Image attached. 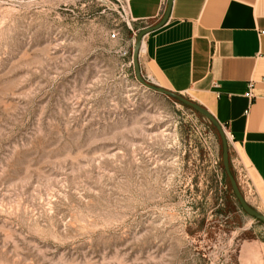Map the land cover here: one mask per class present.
<instances>
[{"label": "rangeland", "instance_id": "rangeland-1", "mask_svg": "<svg viewBox=\"0 0 264 264\" xmlns=\"http://www.w3.org/2000/svg\"><path fill=\"white\" fill-rule=\"evenodd\" d=\"M141 30L126 0H0V264H264L213 123L136 78Z\"/></svg>", "mask_w": 264, "mask_h": 264}, {"label": "crops", "instance_id": "crops-1", "mask_svg": "<svg viewBox=\"0 0 264 264\" xmlns=\"http://www.w3.org/2000/svg\"><path fill=\"white\" fill-rule=\"evenodd\" d=\"M167 5L126 0L140 29L158 24ZM138 60L151 83L187 94L232 133V167L264 214V0H172L165 24L143 36Z\"/></svg>", "mask_w": 264, "mask_h": 264}, {"label": "water", "instance_id": "water-1", "mask_svg": "<svg viewBox=\"0 0 264 264\" xmlns=\"http://www.w3.org/2000/svg\"><path fill=\"white\" fill-rule=\"evenodd\" d=\"M171 2L172 0H168V5H167V9L165 11V14L164 16L162 17V19L160 20V22L158 24H156L154 27L152 28H146V29H142L138 35H137V42H136V46H135V49L133 51V55H132V63H133V68H134V71H135V75H136V78L141 82L143 83L144 85L148 86L149 88L151 89H154L156 91H160L162 93H165V94H168V95H171L175 98H178V99H181L183 102H185L186 104H189L191 105L192 107H194L195 109H197L198 111H200L201 113H203L212 123L213 125L215 126V128L217 129L218 133H219V136H220V141H221V156H222V165H223V170L226 174V177L228 178L229 180V183L231 185V188L233 190V193L240 205V207L243 209V211L256 218V219H259L260 221L264 222V215L260 214L259 212H257L256 210H254L252 207H250V205H248V203L245 201L243 195L241 194L239 188H238V185L230 171V168H229V151H228V140L226 138V135H225V132H224V129L222 127V125L204 108L202 107L201 105L199 104H196V103H193V102H190L188 101L187 99L181 97V96H178L176 94H174L172 91H169L167 89H164L158 85H155L153 83H149L147 81H144V79L142 78V75H141V71H140V67H139V63H138V54H139V49H140V41H141V38L147 34L148 32L154 30V29H157V28H160L162 25L165 24V22L167 21L168 19V16H169V13H170V7H171Z\"/></svg>", "mask_w": 264, "mask_h": 264}, {"label": "trees", "instance_id": "trees-1", "mask_svg": "<svg viewBox=\"0 0 264 264\" xmlns=\"http://www.w3.org/2000/svg\"><path fill=\"white\" fill-rule=\"evenodd\" d=\"M220 140V139H219ZM219 166L220 168L223 170V165H222V159L219 161ZM223 176H224V182H225V186L228 188V190L230 191L231 190V186L229 184V181H228V178L226 177V174L224 173V170H223ZM232 196V191L230 193L227 194V196H225V203L227 205H230L232 204V200L230 199Z\"/></svg>", "mask_w": 264, "mask_h": 264}, {"label": "built area", "instance_id": "built-area-1", "mask_svg": "<svg viewBox=\"0 0 264 264\" xmlns=\"http://www.w3.org/2000/svg\"><path fill=\"white\" fill-rule=\"evenodd\" d=\"M261 33H263V31H261ZM111 36L114 37L115 34L112 33ZM251 88L252 87H251V84H250L248 90L244 94L249 100H251L253 98V95H252V92H251ZM224 132H225V135H226V138H227L228 142L231 141L233 139L232 133H230L228 131H225V130H224Z\"/></svg>", "mask_w": 264, "mask_h": 264}]
</instances>
